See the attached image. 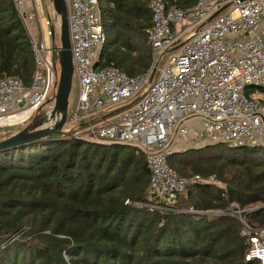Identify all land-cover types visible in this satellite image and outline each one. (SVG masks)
<instances>
[{"label":"built area","instance_id":"1","mask_svg":"<svg viewBox=\"0 0 264 264\" xmlns=\"http://www.w3.org/2000/svg\"><path fill=\"white\" fill-rule=\"evenodd\" d=\"M12 2L28 36L33 70L28 84L17 76H0V126L26 120L46 102L49 114L59 73V43L47 46L43 40L50 35L53 10L39 17L34 0ZM63 2L77 95L62 126L69 125L70 137L125 144L144 155L148 201L127 199L125 204L174 211L190 183L214 180L212 174L175 172L167 158L176 151L264 145V0H195L186 7L149 0L151 63L132 76L112 63L99 64L105 34L98 1ZM257 210L230 202L223 210L206 212L233 216L246 246L244 260L264 264V213L260 222L247 217Z\"/></svg>","mask_w":264,"mask_h":264},{"label":"trees","instance_id":"2","mask_svg":"<svg viewBox=\"0 0 264 264\" xmlns=\"http://www.w3.org/2000/svg\"><path fill=\"white\" fill-rule=\"evenodd\" d=\"M97 1L105 34L99 64L143 73L150 62L149 0ZM162 1L186 7L195 0ZM32 70L26 30L12 0H0V76L28 84ZM209 146L221 148L206 157L218 162L215 178L224 188L190 183L176 210L166 212L124 203L148 201L144 155L129 145L56 132L1 149L0 264H257L243 258L237 220L205 212L230 202L264 206V145ZM207 149L175 152L167 163L181 175L179 157ZM263 213L247 217L260 222Z\"/></svg>","mask_w":264,"mask_h":264},{"label":"water","instance_id":"3","mask_svg":"<svg viewBox=\"0 0 264 264\" xmlns=\"http://www.w3.org/2000/svg\"><path fill=\"white\" fill-rule=\"evenodd\" d=\"M244 0H236V2H241ZM53 12L56 17H59L58 28H57V40L59 47L56 51V59L59 65L58 80L56 85V92L54 95L53 105L49 112L48 117L56 116L57 119L52 126L46 127H31L30 124L25 125L20 130L0 139V150L13 147L19 144H23L29 141H33L44 137L48 134H53L60 131L66 114L67 108V98L71 85L72 78V64L71 56L68 44L67 26H66V16H65V6L63 0H50ZM221 10V9H219ZM219 10L215 11L212 15L208 17L210 20ZM49 32L51 41L54 40V27L51 24L49 26ZM228 189V187H226ZM187 192V191H186ZM259 209H261L259 207Z\"/></svg>","mask_w":264,"mask_h":264},{"label":"rangeland","instance_id":"4","mask_svg":"<svg viewBox=\"0 0 264 264\" xmlns=\"http://www.w3.org/2000/svg\"><path fill=\"white\" fill-rule=\"evenodd\" d=\"M35 4L38 7V9H37L38 15L41 17L46 16V13L48 11L53 10L50 0H35ZM55 19H56V21H55ZM58 22H59V17H56V15L54 13L52 25H53L54 31H55L54 40H56V42H58V40H57ZM43 30H45V28ZM43 40L45 42V45H47V46L51 45L52 41H51L50 35L45 36L43 38ZM131 55H133V52H131ZM149 60H150V56H149ZM150 63H151V61L149 62V65H150ZM154 71L156 72V69H154ZM154 71H153V73H155ZM76 95H77L76 78H75V75H72L70 90H69V94H68V98H67V111L68 112H70V110L74 106ZM48 111H49V104L46 102L44 105H42L39 108V110L36 111V113H34L30 117H28L26 120H23L22 122H19V123L0 126V139L20 130L21 128H23L27 124H30L31 127H34V128H38L40 126H43L50 119L47 117L49 115ZM61 130H62L61 131L62 134H65V135L69 134V136L67 135V137H70L71 134L69 131L70 130L69 125L62 126ZM205 147L208 149L204 150L203 153L202 152L192 153V155L188 154L187 156H190L189 158H185V157L180 158L179 157L178 166L181 169V172H182L181 175L185 176V177H190L193 174H198V175L204 177V176H207L209 174H212L214 176V180L209 182V183L215 185L216 187L224 188V182H221L220 180L215 178V173H216L215 170H217L219 167L218 162L217 163L211 162L210 160H207V157H206L207 154L212 155L215 153H217V154L221 153V148L220 147H214V146H205ZM205 147L203 146V148H205ZM189 149H192V148L184 149V150H181L179 152H183V151L189 150ZM176 152H178V151H176ZM192 158H194V159H192ZM230 170H231V168L226 167V173L229 174ZM254 205L262 208V205L260 203H256ZM200 213H202V211ZM207 213L209 215L215 216L214 214H211V212L210 213L206 212V214ZM15 237L16 236H13L12 238H15ZM209 263H210V261H208V264Z\"/></svg>","mask_w":264,"mask_h":264},{"label":"crops","instance_id":"5","mask_svg":"<svg viewBox=\"0 0 264 264\" xmlns=\"http://www.w3.org/2000/svg\"><path fill=\"white\" fill-rule=\"evenodd\" d=\"M34 1H35V0H34ZM36 7H37V5H36ZM37 9H38V7H37ZM37 12H38V10H37ZM39 17H41V16H39ZM33 29H34V27H33ZM33 29H32V30H33ZM18 118H20V117H17L16 119H18Z\"/></svg>","mask_w":264,"mask_h":264},{"label":"bare ground","instance_id":"6","mask_svg":"<svg viewBox=\"0 0 264 264\" xmlns=\"http://www.w3.org/2000/svg\"><path fill=\"white\" fill-rule=\"evenodd\" d=\"M55 21H56V19H55ZM48 117V116H47Z\"/></svg>","mask_w":264,"mask_h":264}]
</instances>
